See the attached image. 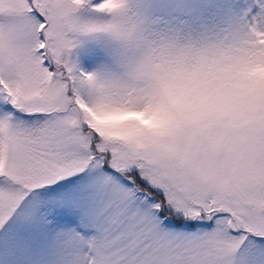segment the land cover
I'll list each match as a JSON object with an SVG mask.
<instances>
[{"label":"snow or ice","instance_id":"snow-or-ice-1","mask_svg":"<svg viewBox=\"0 0 264 264\" xmlns=\"http://www.w3.org/2000/svg\"><path fill=\"white\" fill-rule=\"evenodd\" d=\"M0 264H264V0H0Z\"/></svg>","mask_w":264,"mask_h":264}]
</instances>
